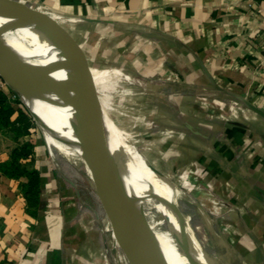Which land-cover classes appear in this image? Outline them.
Returning <instances> with one entry per match:
<instances>
[{
  "label": "crops",
  "instance_id": "0c3cea01",
  "mask_svg": "<svg viewBox=\"0 0 264 264\" xmlns=\"http://www.w3.org/2000/svg\"><path fill=\"white\" fill-rule=\"evenodd\" d=\"M18 1L55 20L92 68L146 84L148 124L156 115L171 132L160 154L225 207L215 232L224 262L264 264V0ZM41 174L34 216L27 179L0 171V264H110L102 234L90 220L73 223L75 202Z\"/></svg>",
  "mask_w": 264,
  "mask_h": 264
},
{
  "label": "water",
  "instance_id": "95a60500",
  "mask_svg": "<svg viewBox=\"0 0 264 264\" xmlns=\"http://www.w3.org/2000/svg\"><path fill=\"white\" fill-rule=\"evenodd\" d=\"M0 18L17 22L21 29L29 28L41 34L58 52V59L47 64L26 62L3 49L1 28L0 76L24 97L27 85L32 84L55 94L70 109L80 140L66 139V143L76 147L89 166L95 192L128 264H170L157 237L148 241L143 239L138 199L128 191L124 177L128 170L127 158L123 151L112 149L105 113L96 98L98 91L92 88L84 74L85 70H92L77 46L69 37L62 36L55 20L22 1L0 0ZM80 70H84L83 73ZM28 109L37 121L36 115ZM167 206L173 209L169 201ZM173 212H179L181 220L180 233L175 236L181 253L189 264H201L196 259L197 252L189 237L185 218L179 210Z\"/></svg>",
  "mask_w": 264,
  "mask_h": 264
},
{
  "label": "rangeland",
  "instance_id": "374dc122",
  "mask_svg": "<svg viewBox=\"0 0 264 264\" xmlns=\"http://www.w3.org/2000/svg\"><path fill=\"white\" fill-rule=\"evenodd\" d=\"M88 66L91 70L96 69L111 73L115 71L123 74L118 70L109 69L110 67L102 69L92 68L90 65ZM8 87L10 91L14 90L11 86L8 85ZM16 92L17 98L15 97V99L24 105L25 109L30 114L32 121L35 123V127L31 128V134L29 135L18 136L11 130L0 131V164L3 165V163L11 162L13 160L12 156L15 149H20L27 143L34 145L33 156L28 158L20 157L18 158L17 163L28 169L39 168L41 171L48 172L51 180L57 182L60 186L57 190V194L59 196L61 195L62 198L72 199L75 202V211L73 214L71 213V215H73L72 222L77 223L83 219H86V221L90 220L95 225L96 229L102 234L103 241L100 247L102 254H104L106 258L108 257V259L110 257L112 264H128L127 260H125V262L121 261L122 263L120 262V258L124 254L118 247V242L114 237V233L110 230L111 225L95 192L93 181L90 179V177L93 178V175L89 166L80 155L79 150H74L72 153L69 149L66 150V153H69V156L67 157V154L62 148L61 141L57 142V144H59L58 147L60 154L48 146L45 128L40 120L42 117L43 120H45L48 117L46 114L52 113L53 111L57 112L59 110L56 109V107L51 110V106L45 104L36 90L31 86H28L26 89L25 97L22 93L18 91ZM148 93L149 90L146 84L132 85L124 82L115 90L107 91L105 93L107 95L108 103V110L105 113L110 116L112 126L114 128L117 127V129L123 134L124 139L129 143H132L137 151L144 155L146 161L151 164V168L157 174H164L169 181H171V184L178 186V188L186 195V198H189L190 201L195 198L199 203L193 206L185 202L183 203L185 204V211L181 213L186 220V228L188 230L189 227L193 234L195 231L204 232L206 243L201 245L203 250L206 253L215 256L220 262H224L223 259L228 260L227 253L221 249L222 246L219 244L220 241L218 242L215 239V232H220L224 229L220 227L219 223L217 224V220H220V217L224 215L225 207L218 198L205 189V186L202 185V181L196 173L178 171V169H175V165L172 164V159L170 157H163L160 154L163 148L158 139L166 134H171V132H167L168 130H165L164 127H162V123L160 124L156 122V115H152L155 121L150 125L148 124L150 121L149 114H152L150 109L152 110V108H155V105L146 106V96H148ZM200 102L204 104H208L209 102L213 103L209 99L204 98H200ZM26 105L36 115L37 121ZM14 106L17 109L20 107V105L16 103ZM57 113L60 115V111ZM54 120H56V117L53 118V121ZM69 148L72 150L70 146ZM128 191L130 192L129 188ZM155 197L158 200L159 196L154 195V198ZM210 207L219 212L221 216L216 217L213 215L207 210ZM178 213L179 212H175L174 214L180 225L181 220ZM187 217L189 218V225ZM158 219L163 221L165 218L161 215ZM162 228L165 232H171V227L165 222V220ZM147 230L154 237H157L159 244L166 249L178 255H183L181 250L179 251L180 248L178 245L149 229ZM188 234L190 237L189 230Z\"/></svg>",
  "mask_w": 264,
  "mask_h": 264
},
{
  "label": "bare ground",
  "instance_id": "6f19581e",
  "mask_svg": "<svg viewBox=\"0 0 264 264\" xmlns=\"http://www.w3.org/2000/svg\"><path fill=\"white\" fill-rule=\"evenodd\" d=\"M1 28L3 30V49L7 50L13 56L37 65L47 64L58 59V54L54 52L34 30L29 28L21 29L17 25V22L0 18V29ZM76 69L78 70V68ZM80 71L83 73L84 70ZM84 74L88 78L92 88L97 89L98 95L96 98L104 113L108 110L107 95L105 94L107 91L115 90L124 82L129 84H139L137 80L128 78L119 72L111 73L108 71L92 69V71L85 70ZM28 86H31L36 90L45 104L51 106V110L56 107V109L60 111V115L57 113L59 111H53L52 113L46 114L48 117L45 120H43V117L40 120L45 128L48 146L60 154L58 147L59 144H57V142L61 141L65 153L68 149L71 153L74 152V150H78L76 147H72L66 143V139L74 142L80 140V135H77L76 128H74L73 125L72 112L70 109L67 108L55 94L37 88L32 84H28L27 87ZM54 117H56V120L53 121ZM105 117L110 132L112 149L114 151H123L127 158L128 170L124 174V177L127 187L130 189V193L138 199L142 214L141 228L144 241H148L154 237L147 230L149 229L177 245L175 236L180 233V225L173 211L179 210L180 212H184V202L191 206L199 203L195 198L190 201L178 186L171 184V181H169L167 177L157 174L151 168V164L146 161L144 155L139 153L132 143H129L124 139L123 134L117 129V127L114 128L112 126V120L107 113H105ZM56 136H59L60 138ZM66 154L68 157L69 153ZM153 194L159 196L158 200L156 197L154 198ZM168 201L173 204L172 210L167 207ZM207 210L216 217L221 216L220 213L212 209V207ZM161 215H163L165 222L171 227V232H165L163 230L162 227L164 225V220L162 221L158 219ZM187 221L189 225L188 217ZM188 230L192 244L197 252L196 259L201 264H210L211 262L221 263L215 256L206 253L203 250L201 245L206 243L204 232L195 231L193 234L189 227ZM161 247L170 264H189L184 255L173 253L162 245Z\"/></svg>",
  "mask_w": 264,
  "mask_h": 264
},
{
  "label": "trees",
  "instance_id": "16d2710c",
  "mask_svg": "<svg viewBox=\"0 0 264 264\" xmlns=\"http://www.w3.org/2000/svg\"><path fill=\"white\" fill-rule=\"evenodd\" d=\"M19 104L17 109L14 104ZM17 114V118L13 119ZM35 127V123L24 105L16 100L12 101L6 94L0 93V131L11 130L20 135L31 134V128ZM34 145L31 143L24 144L20 149L13 151V160L9 163L0 164V171L6 176L20 180L26 178L27 182H20V188L27 201L28 211L34 215H38V211L42 202L43 180L41 171L37 168L28 169L17 163L20 157L33 156Z\"/></svg>",
  "mask_w": 264,
  "mask_h": 264
},
{
  "label": "built area",
  "instance_id": "2783aa9c",
  "mask_svg": "<svg viewBox=\"0 0 264 264\" xmlns=\"http://www.w3.org/2000/svg\"><path fill=\"white\" fill-rule=\"evenodd\" d=\"M0 93L6 94L11 100H16L15 96L10 95L8 83L0 76ZM237 104V103H235Z\"/></svg>",
  "mask_w": 264,
  "mask_h": 264
}]
</instances>
